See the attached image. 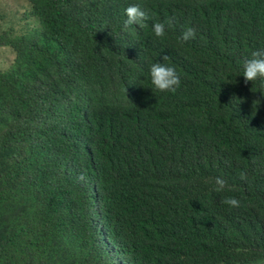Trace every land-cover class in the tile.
Returning a JSON list of instances; mask_svg holds the SVG:
<instances>
[{"label":"trees","instance_id":"trees-1","mask_svg":"<svg viewBox=\"0 0 264 264\" xmlns=\"http://www.w3.org/2000/svg\"><path fill=\"white\" fill-rule=\"evenodd\" d=\"M27 1L40 32L0 36V264H264V0Z\"/></svg>","mask_w":264,"mask_h":264},{"label":"clouds","instance_id":"clouds-1","mask_svg":"<svg viewBox=\"0 0 264 264\" xmlns=\"http://www.w3.org/2000/svg\"><path fill=\"white\" fill-rule=\"evenodd\" d=\"M127 19L124 23L126 29L130 25H139L140 28L146 27V21L151 19L149 12L145 10L140 4L129 5L125 9ZM173 25V19L168 18L166 22H157L153 25V32L156 37H163L165 35L166 26L171 27ZM195 36V29L188 27L180 37L182 41H188ZM169 59L168 55H164L162 61H158L150 66L151 83L155 89L160 92H175L180 86L181 80L177 73V70L173 66H169L164 61ZM243 76L245 83L249 81L255 82L257 79L264 80V49H258L251 54V58L247 59L243 67ZM253 91V90H252ZM264 92V87L260 90ZM255 92V91H254ZM256 102L261 103L259 99L253 101V108ZM241 179H246V175L241 173ZM216 191H222L226 186V181L221 177L215 178ZM224 204L230 206V208H238L240 201L235 197H229L222 201Z\"/></svg>","mask_w":264,"mask_h":264},{"label":"rangeland","instance_id":"rangeland-1","mask_svg":"<svg viewBox=\"0 0 264 264\" xmlns=\"http://www.w3.org/2000/svg\"><path fill=\"white\" fill-rule=\"evenodd\" d=\"M39 29V22L32 16L31 5L27 0H0V36L5 34L28 35L37 33ZM15 61V51L9 46L0 44V70H10ZM5 154L9 156L10 151H5ZM9 164L10 162L3 157L0 161V170L6 169Z\"/></svg>","mask_w":264,"mask_h":264}]
</instances>
